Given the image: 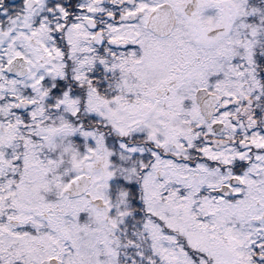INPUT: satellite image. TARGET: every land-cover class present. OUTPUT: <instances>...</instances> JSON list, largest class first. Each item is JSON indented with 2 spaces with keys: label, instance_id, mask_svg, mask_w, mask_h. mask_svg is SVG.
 <instances>
[{
  "label": "snow or ice",
  "instance_id": "obj_1",
  "mask_svg": "<svg viewBox=\"0 0 264 264\" xmlns=\"http://www.w3.org/2000/svg\"><path fill=\"white\" fill-rule=\"evenodd\" d=\"M0 264H264V0H0Z\"/></svg>",
  "mask_w": 264,
  "mask_h": 264
}]
</instances>
